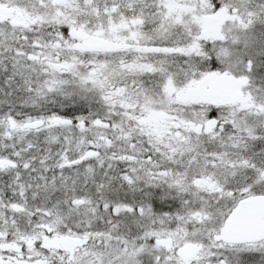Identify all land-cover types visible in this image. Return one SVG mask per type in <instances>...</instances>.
Instances as JSON below:
<instances>
[{"label": "snow or ice", "instance_id": "snow-or-ice-1", "mask_svg": "<svg viewBox=\"0 0 264 264\" xmlns=\"http://www.w3.org/2000/svg\"><path fill=\"white\" fill-rule=\"evenodd\" d=\"M0 264H264V0H0Z\"/></svg>", "mask_w": 264, "mask_h": 264}]
</instances>
